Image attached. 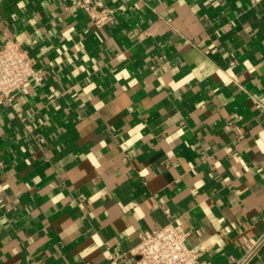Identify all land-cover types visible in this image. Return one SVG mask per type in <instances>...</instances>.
<instances>
[{"label":"crops","instance_id":"1","mask_svg":"<svg viewBox=\"0 0 264 264\" xmlns=\"http://www.w3.org/2000/svg\"><path fill=\"white\" fill-rule=\"evenodd\" d=\"M76 1L0 0L43 77L0 106V264H136L168 224L264 264V0Z\"/></svg>","mask_w":264,"mask_h":264},{"label":"built area","instance_id":"2","mask_svg":"<svg viewBox=\"0 0 264 264\" xmlns=\"http://www.w3.org/2000/svg\"><path fill=\"white\" fill-rule=\"evenodd\" d=\"M76 6L98 29L110 23L115 15L114 10L103 7L96 0H77ZM42 80L41 72L33 69L21 50V43L13 40L4 43L0 49V106H11L14 96L24 85L32 82L40 85ZM187 238L188 232L168 224L142 232L138 244L127 254L136 258V264H199L203 249L188 245Z\"/></svg>","mask_w":264,"mask_h":264}]
</instances>
